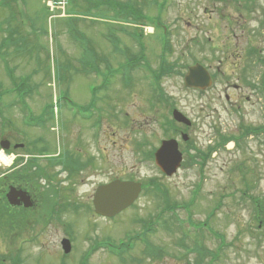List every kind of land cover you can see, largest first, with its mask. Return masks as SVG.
<instances>
[{
  "label": "rangeland",
  "instance_id": "374dc122",
  "mask_svg": "<svg viewBox=\"0 0 264 264\" xmlns=\"http://www.w3.org/2000/svg\"><path fill=\"white\" fill-rule=\"evenodd\" d=\"M86 1L93 4L87 6ZM124 1L127 0H67L68 8L79 11L74 12L77 16L64 20L67 8L60 2L58 7H64L60 12L62 18L49 20L50 8L44 0H0V50L9 49L0 51V138L11 139L16 124L19 134L29 138L41 133L53 150L50 152H59L64 105L72 110L87 107L92 100L99 99L98 94L91 92L92 85L99 89L101 83L110 84L105 87L110 98L122 99L131 111L132 125L142 128L139 134L124 129L129 132L130 146L135 147L133 143L138 138L145 153L142 161L138 155L133 158L126 148H115V168L124 165L119 162L123 159L132 171L145 178L148 187L134 205L112 219H94L82 204L72 214L63 204L42 200L49 193L45 190L48 182L43 175L39 176V184L33 189L37 192L36 204L42 201L40 207L38 203L34 211L25 214L0 206V264H80L86 256L87 262L83 264H264V133L243 134L238 146L230 141L206 160L200 158L217 143L220 134L238 136L243 125H261L264 121L258 95L252 92L246 91L253 102H241L240 113L236 104L224 108L223 78L218 74L220 68L230 82H235V70L229 66L236 61L233 48L238 40L242 44L246 35L251 34L256 37L254 48L259 50L258 72L264 70V0H256L250 12L239 8L235 0H167L163 10L157 4L160 0H155V5L150 0V4L148 0H132L149 16V20L142 21L116 15L117 5L126 12L131 10L122 4ZM241 13L247 15V21L239 28L240 23L233 21ZM228 19L233 25L227 26ZM144 21L149 27L143 31L139 25ZM157 21L165 30L155 28ZM14 27H18L25 40L31 39V44L27 42L17 50L10 49L11 43L1 46L3 38L13 35L8 29ZM163 31L166 50L161 46L162 40L158 43ZM141 32L146 34L140 37L144 49L137 44ZM240 32L244 36H235ZM240 48L247 49V44ZM225 49L228 54L223 53ZM80 56L89 57L87 64ZM113 56L110 66L115 74L109 76L111 69L105 66ZM93 57L102 58L95 63ZM194 62L216 73L215 85L205 92L183 86L185 67ZM166 64L173 68L160 76L158 82L163 91L154 96L169 93L193 120L186 132L188 141L181 143L186 151L184 161L171 177L162 175L153 159L146 156L161 136L168 135L159 127L157 104L149 102L148 86L154 82L155 71ZM79 70L86 74L75 75ZM93 70L99 77L89 72ZM253 77L256 79L257 72ZM130 86L126 96L123 88ZM23 103L32 105L33 117L27 121L35 126L22 123L24 113L20 115L18 104ZM7 171V167L0 166V175ZM156 186L165 194L153 193ZM166 205L173 208L166 211ZM24 216L26 225L21 227ZM7 219L16 224L6 223L8 229L16 227L9 233L3 224ZM146 226L149 229L143 234ZM168 227L169 231L164 230ZM69 232L72 249L64 255L60 240ZM143 238L160 246L164 254L142 252ZM100 240L105 245H96L94 249L92 245ZM122 241L132 246L119 254L117 246L124 249L119 245ZM110 243L111 246L106 245Z\"/></svg>",
  "mask_w": 264,
  "mask_h": 264
},
{
  "label": "flooded vegetation",
  "instance_id": "af4514ba",
  "mask_svg": "<svg viewBox=\"0 0 264 264\" xmlns=\"http://www.w3.org/2000/svg\"><path fill=\"white\" fill-rule=\"evenodd\" d=\"M238 1V6H246V11L250 12V8L253 6L251 3L254 0ZM240 36H244V33L242 32ZM254 39L256 40V37L253 34L246 35L244 43L241 44L238 40L235 44L234 51L239 54L233 52L236 61H231L229 65L235 70V82H230L228 74L218 68V74L223 78L224 84L221 87L223 99L227 103L224 102V108L236 104L237 113L242 111L243 104L241 102H253L252 96L248 95L246 91L258 95V103L261 106L256 105L260 107V110L264 109V70H261V73L258 72L259 50L254 48ZM245 43L247 49L240 48ZM223 60H226V56ZM255 72H257L256 79L253 77ZM102 86L110 87L111 85L102 84ZM116 90L120 91L119 88ZM103 91L108 93L100 99L92 100V103L87 107L78 106L72 110L64 105L60 127L62 147L59 152H50L53 150L49 148L41 137V133L38 132L31 141H15L12 144L15 164L11 170L2 172L0 175V200L5 195V188L9 186L29 191L32 198L35 199V194L31 190L35 187L36 179H39L41 175L48 182V187L58 186L56 189L59 190L63 201H82L89 205L92 203L96 189L101 185H106L117 178L140 180L141 176L138 175V172L132 171V168H129L123 159H120L119 162L124 165L115 168L113 150L116 148L120 151L122 148H126L133 158L138 155L139 160L141 157L142 161H145L144 148L141 149L140 143L136 141L133 143L135 147H131L129 132L125 133L124 130L127 128L130 130L132 127L133 133H140L141 125H132L131 111L127 109L126 103L110 98L108 88ZM125 91L129 93L130 89H125ZM70 100L74 102V100ZM154 101L157 104L156 113L159 114V127L168 133L167 136H161L159 142L164 138H177L191 128L193 123L186 125L171 118L172 111L176 108L174 105L177 104L169 93L166 96L156 97ZM80 111L87 113L86 116L90 117L83 118L80 116ZM186 134L188 136V133ZM251 134L254 133L249 135ZM127 141L128 146L125 147Z\"/></svg>",
  "mask_w": 264,
  "mask_h": 264
},
{
  "label": "water",
  "instance_id": "95a60500",
  "mask_svg": "<svg viewBox=\"0 0 264 264\" xmlns=\"http://www.w3.org/2000/svg\"><path fill=\"white\" fill-rule=\"evenodd\" d=\"M185 84L188 86H196L204 88L210 84V79L206 71L200 65H194L189 68L185 75ZM177 119L186 121L179 113L175 116ZM155 162L166 175H172L181 161V154L177 150L176 142H163L161 147L155 152ZM120 185V186H117ZM137 185L129 183H114L111 187L109 197L98 196L95 200L96 211L111 216L134 199L131 195L138 190ZM65 252L69 251V244L67 241L63 242Z\"/></svg>",
  "mask_w": 264,
  "mask_h": 264
},
{
  "label": "trees",
  "instance_id": "16d2710c",
  "mask_svg": "<svg viewBox=\"0 0 264 264\" xmlns=\"http://www.w3.org/2000/svg\"><path fill=\"white\" fill-rule=\"evenodd\" d=\"M133 8V7H132ZM131 12L129 13V17L131 18V19H136V18H138V17H140V13H139V11L137 10V9H131L130 10ZM9 232H11V231H8V233ZM145 252V251H144Z\"/></svg>",
  "mask_w": 264,
  "mask_h": 264
}]
</instances>
